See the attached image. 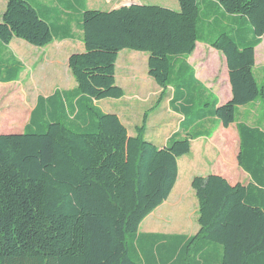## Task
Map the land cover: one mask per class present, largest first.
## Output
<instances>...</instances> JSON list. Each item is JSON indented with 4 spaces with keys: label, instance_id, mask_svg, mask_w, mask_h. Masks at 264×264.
<instances>
[{
    "label": "trees",
    "instance_id": "obj_1",
    "mask_svg": "<svg viewBox=\"0 0 264 264\" xmlns=\"http://www.w3.org/2000/svg\"><path fill=\"white\" fill-rule=\"evenodd\" d=\"M176 1L178 11H100L86 10V0H6L1 84L16 82L24 70L8 48L13 39L36 48L71 40L76 16L84 51L67 60L73 89L37 96L22 132L0 133V264H264V132L242 123L236 162L249 183L194 176L197 232L138 233L169 197L190 141L211 136L202 123L214 119L228 128L238 108L264 97L253 72L264 0ZM196 43L225 59L231 97L222 105L188 63ZM124 50L147 55L159 101L171 91L168 105L181 120L162 147L145 140L146 115L129 136L117 115L96 107L124 95L115 84Z\"/></svg>",
    "mask_w": 264,
    "mask_h": 264
},
{
    "label": "rangeland",
    "instance_id": "obj_2",
    "mask_svg": "<svg viewBox=\"0 0 264 264\" xmlns=\"http://www.w3.org/2000/svg\"><path fill=\"white\" fill-rule=\"evenodd\" d=\"M128 1L134 0H109L110 4H107L106 0H86L85 9L109 11L110 5L123 4ZM39 2L53 6L57 4L55 0H39ZM138 2L142 5L160 6L178 11L176 0H138ZM5 3L6 0H0V17L4 11ZM64 18L67 19V15H64ZM76 21L77 17L72 16L70 26L74 37L71 40L63 42L53 40L44 48L33 47L19 39L11 41L8 48L23 62L25 71L16 83H0V133L17 134L22 132L37 95L51 93L62 85V87L75 85L67 68L66 59L71 54L84 51ZM201 35L204 39L208 37L205 30ZM197 44L196 51L189 60L190 64L198 73V77L207 85L208 91L222 102L227 92V88L223 84V60L212 54L204 44ZM126 53L139 56L144 54L125 50L119 53L115 76L117 77L116 85L118 83L123 85V98L101 100L97 102L96 107L103 113L118 115L130 136L135 135V129L141 126L143 116L146 115L145 140L153 144H163L171 134L177 131L180 121V116L173 112L168 105L171 92L169 90L166 98L159 101L160 89L148 77L146 63L144 64L140 58H133L129 63H126L123 57ZM261 62L263 60H259L257 65L260 67L255 69V78L258 83L259 79L264 78V74L261 72L263 67ZM126 64L130 66L129 70H127ZM240 119H243V115L237 109L235 120L239 121ZM214 130L215 128H213ZM198 142L201 140L192 143V156L198 150ZM205 142L206 145L209 144V141L205 140ZM216 144L214 141L212 145L215 147ZM208 147L211 146L208 145ZM230 148L229 145L228 149ZM211 151L215 152L213 149ZM190 157L191 155L186 158ZM183 160L187 159L179 158L177 160L179 176L170 196L165 203L141 222L139 233H152L151 230H153L154 233L192 236L197 232V202L194 192L190 188L189 177L190 175L202 176L214 172H209V167L203 165L205 163L203 160L204 163L199 166L196 157H193L190 163L185 164L184 172H181ZM228 171L232 175L233 170L229 168ZM145 226H147L146 230Z\"/></svg>",
    "mask_w": 264,
    "mask_h": 264
},
{
    "label": "crops",
    "instance_id": "obj_3",
    "mask_svg": "<svg viewBox=\"0 0 264 264\" xmlns=\"http://www.w3.org/2000/svg\"><path fill=\"white\" fill-rule=\"evenodd\" d=\"M106 1H107V4H110L109 0H106ZM129 5H142V4H140L138 2V0L128 1V2L123 3V4L110 5L111 7H110L109 11L120 9L122 7H126ZM177 6H178V4H177ZM178 10H179V6H178ZM173 11H175V10H173ZM59 42H63V41H59ZM80 42H81V35H80ZM200 44H202V43H200ZM197 46H198V44L196 43V47H195L193 54L195 53ZM204 46L208 47L210 49V52L212 54H214L217 58L221 57L223 60V65H224V82H223V84L227 88V92H226V96L222 99L223 100L222 102H220L218 97H216L214 94H211L208 91L209 89L207 88V85L204 83L203 80H201L198 77V73L196 72L194 67L190 64L189 60L193 56V54L188 58V63L194 69L195 78L197 79V81L210 93V95H212L213 97H215L218 100L220 105H222V104L226 103L231 97L227 68H226V62H225V59L221 53H218L217 51L213 50L212 48H210L209 46H207L205 44H204ZM118 56H119V54H118ZM118 56H117V60H118ZM123 57H124L126 63H129V61H131L133 58H140L144 61V64L146 63V67H147V55L146 54H143V56H139L137 54L130 55V54L126 53ZM18 60L23 64V62L20 59H18ZM67 60H68V58L66 59V64H67ZM117 60L115 63V73L117 72ZM259 60H263V62H261L263 64V67L261 68V72L264 74V36L261 38L260 44L257 47H255V49H254V67H253L254 73H255V69L257 67H260V65L259 66L257 65ZM126 65H127V70H129L130 66L128 64H126ZM23 66H24V64H23ZM124 69H126V68H124ZM24 71H25V66H24V70L21 72V74ZM146 72H147V68H146ZM16 82H13V83H16ZM263 82H264V78L259 79V84L263 85ZM13 83H8V84H13ZM115 84H117V77L116 76H115ZM71 85L72 86H70V87L67 86L68 88L62 87L63 86L62 85V86L54 89L51 93L40 94L37 96L47 97V96L51 95L55 90H61V91L71 90L75 87V85H73V84H71ZM121 85L122 84L118 83L117 86L123 90V85L122 86ZM37 96H36V98H37ZM36 98H35V101H36ZM170 99H171V93H170L169 100ZM169 100H168V102H169ZM34 104H35V102H34ZM33 107H34V105H33ZM33 107H32V109H33ZM238 109H239V111L242 112L243 119H240L239 121L235 120V123L231 124L228 128H223L214 119L213 120H205L202 123V127L204 128V130H213V128H215V130L213 131V133L211 134V136L209 138L201 137V138H198L196 140L190 141V152L187 155L181 157L182 159H184V158L187 159V160H183L181 163V172H184L185 164L190 163V161L193 160V157H196L197 162H198L197 164L199 166L205 162L203 165H208L209 170H210L209 172L212 171V172H214L213 173L214 175L221 176L230 185H235L237 183L242 184V185H247L249 183V177L241 169L238 168L237 162H236V157L238 154V144H239L238 135H237V131H236V125L239 123H242V124H246L248 126L256 127V128H258L264 132V97L260 98L259 100L255 101L253 103H250L246 106L240 107ZM180 120H181V118H180ZM120 121H121V119H120ZM200 140H201V142H198L199 143L198 150L195 152L194 156H192L193 155L192 143L196 142V141H200ZM205 140L209 141L208 145L211 147H208V145H206ZM214 141H215V143H217L216 144L217 146H215V147L212 145ZM156 145L159 147H162L165 145V143H163V144L157 143ZM229 145L231 147L230 149H228ZM211 149L215 150V152H212ZM189 155H191V157L186 158V157H189ZM202 160L204 162H202ZM213 161H215V162H213ZM229 168H231L233 170L232 175H230V172L228 171ZM209 174H212V173H209ZM209 174H207V175H209ZM178 176H179V174L177 175V177ZM202 176L204 177L206 175H202ZM193 177H194V175H190L189 180L191 181V179ZM146 227L147 226H145L144 229ZM151 232L152 233H150V232L149 233H139L138 232V233L140 235H149V234H157V235H165V236L180 235V234H173V233H171V234H164V233H158V232L154 233L155 231H153V230H151Z\"/></svg>",
    "mask_w": 264,
    "mask_h": 264
},
{
    "label": "water",
    "instance_id": "obj_4",
    "mask_svg": "<svg viewBox=\"0 0 264 264\" xmlns=\"http://www.w3.org/2000/svg\"><path fill=\"white\" fill-rule=\"evenodd\" d=\"M129 6H134V5H129ZM129 6H126V7H129ZM123 8V7H122Z\"/></svg>",
    "mask_w": 264,
    "mask_h": 264
}]
</instances>
